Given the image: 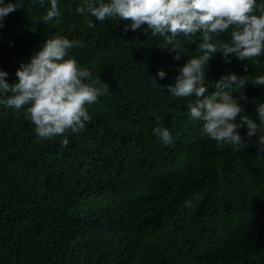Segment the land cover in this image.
I'll return each mask as SVG.
<instances>
[{
	"label": "trees",
	"instance_id": "trees-1",
	"mask_svg": "<svg viewBox=\"0 0 264 264\" xmlns=\"http://www.w3.org/2000/svg\"><path fill=\"white\" fill-rule=\"evenodd\" d=\"M0 264H33V0H0ZM34 264H264V0H34Z\"/></svg>",
	"mask_w": 264,
	"mask_h": 264
}]
</instances>
